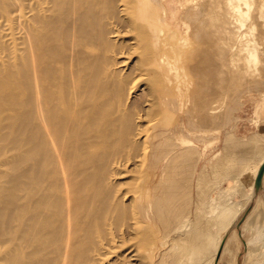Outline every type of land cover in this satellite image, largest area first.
I'll return each mask as SVG.
<instances>
[{"label": "bare ground", "instance_id": "obj_1", "mask_svg": "<svg viewBox=\"0 0 264 264\" xmlns=\"http://www.w3.org/2000/svg\"><path fill=\"white\" fill-rule=\"evenodd\" d=\"M165 1L0 0V264H155L181 243L174 264L205 253L211 227L196 229L191 195L202 138L186 123L192 111L212 122L216 98L259 75L264 0H203L201 76L188 94L181 57H167ZM254 135L247 157L231 158L235 198L261 188L264 135ZM259 216L249 225L264 264Z\"/></svg>", "mask_w": 264, "mask_h": 264}, {"label": "rangeland", "instance_id": "obj_2", "mask_svg": "<svg viewBox=\"0 0 264 264\" xmlns=\"http://www.w3.org/2000/svg\"><path fill=\"white\" fill-rule=\"evenodd\" d=\"M202 3L203 0H199L198 4H193V0H166L164 4L167 9V14L164 18V32L169 44L167 48L168 61L172 66H176L179 64L181 57V61L184 64L179 69L178 77L182 80V88L187 94L190 93L192 87H187L186 82L190 81L193 75L201 76V72L193 67L200 62V56L197 54L199 48L197 33L201 27L202 14L200 13L199 5H202ZM182 37L185 38L187 45H184V42L179 40ZM261 64L259 65L260 73L258 76H247L244 79L238 77V79L234 80L233 85L231 84L229 91L216 98L217 106L222 107V109H219L220 112L217 113L216 119L209 122L201 118L202 111L197 114L192 111L190 112L192 122L190 125L186 123V135L190 134L192 130L196 136L202 138L197 143L194 156L197 160L195 172L197 175V186L195 185L192 188L191 193L195 202H199V204L195 203V205H199V208L198 206L197 208L200 210L198 216L200 215L201 222L198 220L200 223H197L198 226L195 224L194 228L197 226L196 229L203 231L209 225L211 227V236L209 237V243L207 242L208 246L206 245L205 247L206 250L204 249L205 253L196 256L192 264H262L263 258L259 253V245L254 243L256 229H252L249 222L251 221L252 213L256 212V210L260 212L259 219L264 218V181L263 186L257 190L252 198L247 196L235 198V190L227 187L231 181L230 179H232L231 177H235L234 175L238 174L232 159L236 160L238 158L239 160L237 159L236 161H243L250 153V147L247 144L255 136L254 133L264 135V59ZM171 76L175 78V73ZM224 98L225 101H223ZM220 102L221 104L224 102L226 106L224 103V105L220 106ZM224 107H226L227 112H225ZM172 119H170L171 122H173ZM227 132L232 136L228 134L227 137ZM249 136L251 137L249 138ZM231 137L232 139H230ZM245 137L250 140H245ZM233 138L237 139L232 141ZM226 140H229V142H225ZM242 140H245V142ZM236 141L235 145L234 142ZM225 143L228 144L223 149ZM233 147L236 149H231L232 151L230 150V152L227 151ZM207 150L211 155L210 159H208ZM224 150L228 154H225ZM233 151L236 153H231ZM233 156L236 158H233ZM209 160L211 161L209 162ZM209 163L210 167L207 166ZM214 165L215 167L213 168ZM202 171L205 173L203 174ZM202 174L204 177H202ZM205 174L208 175L205 177ZM199 181L201 184H198ZM207 183L210 185L208 186ZM223 188H226L225 191H223ZM227 188L230 190H227ZM234 189L237 188L235 187ZM196 192H198L196 198L198 197L199 201L195 198ZM212 196L215 199L214 203L220 205L215 211L210 209ZM222 205L231 207L233 210L225 218L220 212L224 208ZM256 206L257 209H255ZM242 207L244 209L240 211L238 216H235V212ZM207 216L212 217L209 222L207 221ZM259 219L256 224H258ZM192 230L193 227L189 229V234H192ZM159 231L160 228L157 226V230H154V232ZM170 243L171 241H169V245ZM155 244H159L158 240L155 241ZM182 247L183 244L181 243L175 248L168 246L165 250L159 251L155 264L160 262L162 264H174L175 258L182 250Z\"/></svg>", "mask_w": 264, "mask_h": 264}, {"label": "water", "instance_id": "obj_3", "mask_svg": "<svg viewBox=\"0 0 264 264\" xmlns=\"http://www.w3.org/2000/svg\"><path fill=\"white\" fill-rule=\"evenodd\" d=\"M263 174H264V163H263V165L261 166V168L259 170L258 177L256 178L255 186H256L257 189L259 188V186L261 184V179H262Z\"/></svg>", "mask_w": 264, "mask_h": 264}, {"label": "crops", "instance_id": "obj_4", "mask_svg": "<svg viewBox=\"0 0 264 264\" xmlns=\"http://www.w3.org/2000/svg\"><path fill=\"white\" fill-rule=\"evenodd\" d=\"M263 181H264V175L262 176V179H261V187L263 186Z\"/></svg>", "mask_w": 264, "mask_h": 264}]
</instances>
